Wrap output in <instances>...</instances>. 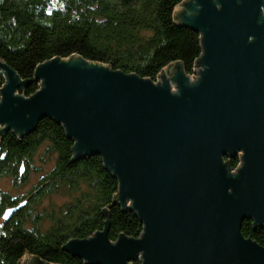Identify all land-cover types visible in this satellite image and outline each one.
Returning a JSON list of instances; mask_svg holds the SVG:
<instances>
[{
  "label": "water",
  "instance_id": "obj_1",
  "mask_svg": "<svg viewBox=\"0 0 264 264\" xmlns=\"http://www.w3.org/2000/svg\"><path fill=\"white\" fill-rule=\"evenodd\" d=\"M177 7L174 23L200 36L192 76L179 62L153 81L54 57L36 66L40 88L25 97L18 89L28 81L0 60L2 131L24 136L54 120L74 141V160L102 158L118 181L114 203L143 223L137 238L111 241L106 221L67 241L63 250L82 264H264V247L241 233L244 221L264 229V0ZM21 264L49 263L25 256Z\"/></svg>",
  "mask_w": 264,
  "mask_h": 264
},
{
  "label": "trees",
  "instance_id": "obj_2",
  "mask_svg": "<svg viewBox=\"0 0 264 264\" xmlns=\"http://www.w3.org/2000/svg\"><path fill=\"white\" fill-rule=\"evenodd\" d=\"M183 1L0 0V60L28 81L18 89L25 97L40 88L33 79L36 66L54 57L77 55L153 81L163 68L179 62L190 75L202 50L197 32L174 23L173 10ZM4 83L0 75V90ZM73 145L50 118L24 136L0 127V179L21 183L26 174L19 177L20 165L26 172L42 146L46 155L56 157L54 167L26 195L12 199L0 193V264H21L25 256L49 264H82L63 245L91 237L106 221L111 241L120 234L140 236L143 223L136 213L114 203L117 178L98 155L74 160ZM237 163V157L231 159L232 167ZM61 193L70 197L63 206L49 212L33 208ZM24 200L25 206L4 221L2 210ZM241 233L264 247V229L244 221Z\"/></svg>",
  "mask_w": 264,
  "mask_h": 264
},
{
  "label": "rangeland",
  "instance_id": "obj_3",
  "mask_svg": "<svg viewBox=\"0 0 264 264\" xmlns=\"http://www.w3.org/2000/svg\"><path fill=\"white\" fill-rule=\"evenodd\" d=\"M178 8H181V7H177V9ZM194 72H195V69L193 73L190 74V76H192ZM44 147L45 146H42L40 147V149L37 150L34 157L32 158L31 164L26 169V172H25V168H23L22 173L19 172L20 178H22L24 174H26V178L24 180H21V183L19 181V183L15 185L13 179L8 176L0 179V193H5L9 195L12 199H17L19 198V196L20 197L24 196L27 193H29L32 190V188L39 182V180L54 167L56 157L54 154H51V153L46 155L44 152ZM21 165H24V164H21ZM68 196L69 195L67 193L52 195L48 199L44 200L41 205L37 207H33V208L39 211L45 210L46 212H49L52 209H57L58 207L63 206V202L70 199V197ZM19 203L20 202H17L12 206H16ZM12 206H9V207H12ZM9 207H5L2 210V213L4 212V210H6ZM3 220L6 221L5 219ZM46 223H48V221L45 220L43 222L44 224L43 228L46 226Z\"/></svg>",
  "mask_w": 264,
  "mask_h": 264
},
{
  "label": "built area",
  "instance_id": "obj_4",
  "mask_svg": "<svg viewBox=\"0 0 264 264\" xmlns=\"http://www.w3.org/2000/svg\"><path fill=\"white\" fill-rule=\"evenodd\" d=\"M194 74H195V72H194ZM193 74V75H194ZM238 159V158H237ZM238 164H239V159H238V163H237V165L235 166V167H232V169H235L237 166H238Z\"/></svg>",
  "mask_w": 264,
  "mask_h": 264
}]
</instances>
